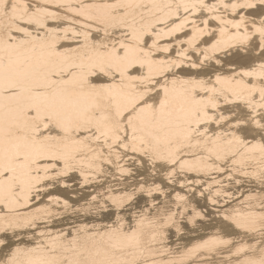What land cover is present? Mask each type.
Masks as SVG:
<instances>
[{"label": "bare ground", "instance_id": "bare-ground-1", "mask_svg": "<svg viewBox=\"0 0 264 264\" xmlns=\"http://www.w3.org/2000/svg\"><path fill=\"white\" fill-rule=\"evenodd\" d=\"M0 264H264V0H0Z\"/></svg>", "mask_w": 264, "mask_h": 264}]
</instances>
